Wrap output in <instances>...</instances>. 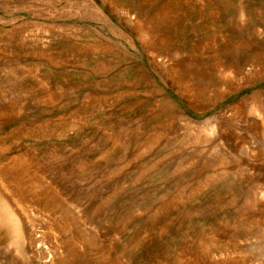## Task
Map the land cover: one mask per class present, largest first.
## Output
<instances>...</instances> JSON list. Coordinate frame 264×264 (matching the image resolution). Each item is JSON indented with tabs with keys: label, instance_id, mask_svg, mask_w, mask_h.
<instances>
[{
	"label": "rangeland",
	"instance_id": "1",
	"mask_svg": "<svg viewBox=\"0 0 264 264\" xmlns=\"http://www.w3.org/2000/svg\"><path fill=\"white\" fill-rule=\"evenodd\" d=\"M163 1L0 0V140L59 201L0 264H264V0Z\"/></svg>",
	"mask_w": 264,
	"mask_h": 264
},
{
	"label": "bare ground",
	"instance_id": "2",
	"mask_svg": "<svg viewBox=\"0 0 264 264\" xmlns=\"http://www.w3.org/2000/svg\"><path fill=\"white\" fill-rule=\"evenodd\" d=\"M181 1H183V0H165V1H163V3H165V4H161L159 7H157V8H155V9H152L151 10V12L149 13V15H147V19H146V24L147 23H150L151 24V22H152V24L155 26V27H157L158 25H159V23L158 22H156L157 21V19L159 18L160 20H162L163 21V18H164V16H166V14H168L167 13V11L168 12H170V10H169V8L170 9H173V10H177L178 9V5L179 4H181ZM188 1V0H187ZM192 1V0H191ZM196 1L198 2V0H195V1H193V2H195L196 3ZM204 1V0H203ZM203 1H202V4H204L203 3ZM212 1V0H211ZM112 2H113V0H112ZM120 2V1H119ZM155 2H156V0H155ZM154 2V3H155ZM189 2V1H188ZM200 2V1H199ZM206 2H207V0H206ZM213 2V1H212ZM260 2H262V1H260ZM187 3V2H186ZM192 3V2H191ZM195 3H193V4H195ZM201 3V2H200ZM199 3V4H200ZM210 3V2H209ZM217 3V2H216ZM119 5V4H118ZM185 5V3L183 4V6ZM189 5H192V4H190V2H189ZM256 5V4H255ZM120 6H121V4H120ZM187 6V5H186ZM197 6V5H196ZM207 6V5H206ZM249 6V5H248ZM122 7V6H121ZM126 7V6H125ZM181 7V6H180ZM190 7V6H189ZM192 7H193V5H192ZM208 7V6H207ZM216 7V6H215ZM222 7H224V6H222ZM261 7V6H260ZM168 8V9H167ZM187 8V7H186ZM255 8V7H254ZM253 8V11L254 10H256V9H254ZM264 8V7H263ZM119 9H121V8H119ZM135 9L136 10H140L141 11V7L138 5V6H136L135 7ZM182 9H184V8H182ZM181 9V10H182ZM189 9H191V7L189 8ZM201 9H205L204 7L203 8H201ZM200 9V10H201ZM208 9V8H207ZM261 9V8H260ZM125 10V9H124ZM147 10V9H146ZM185 11H186V9H184ZM212 10V9H211ZM122 11H123V9H122ZM178 11V10H177ZM189 10H187V12H188ZM191 11V10H190ZM195 11V10H194ZM196 11H199V9L198 10H196ZM205 11V10H204ZM218 11H220L219 9H218ZM241 11V10H240ZM246 11V10H245ZM261 11V10H260ZM264 11V10H263ZM203 12V11H202ZM201 12V13H202ZM208 12V11H207ZM248 12H249V10H248ZM247 12V13H248ZM257 12H259V10L257 9ZM123 13H125V12H123ZM126 13H128L129 14V17H131V11L130 10H128L127 9V12ZM176 13V12H175ZM174 13V14H175ZM180 13V11L178 12V14ZM190 13V12H189ZM192 13H194V12H192ZM192 13H190V15L192 16ZM200 13V12H199ZM203 13H205V12H203ZM220 13V12H219ZM239 13H241V12H239ZM250 13V12H249ZM253 13H255V12H253ZM134 14V13H133ZM143 14V13H142ZM171 14V13H170ZM169 14V15H170ZM195 14V13H194ZM209 14V13H208ZM207 14V15H208ZM211 14V13H210ZM234 14H235V12H234ZM258 14V13H257ZM172 15V14H171ZM170 15V16H171ZM176 15H177V13H176ZM176 15H174L172 18H176ZM184 15V14H183ZM196 15V14H195ZM239 15V14H238ZM243 15V14H242ZM248 15V14H247ZM259 15V14H258ZM260 15H261V12H260ZM126 16V15H125ZM178 16V15H177ZM187 16V15H186ZM199 16V15H198ZM202 16V15H201ZM168 17V16H167ZM182 17V16H181ZM206 17V16H205ZM261 17V16H260ZM133 18V17H132ZM166 18V17H165ZM259 19V18H258ZM156 20V21H155ZM159 20V21H160ZM172 20V19H171ZM137 24H138V29L139 30H141L142 31V34L143 35H145L144 34V32L148 29V27H146L145 26V24L144 23H141V24H143V25H141L140 23H139V19H137ZM161 21V22H162ZM166 21H167V19H166ZM162 22L163 24L165 23V25H166V23H168V22ZM169 21V20H168ZM262 21V20H261ZM260 21V19H259V22H261ZM133 22V21H132ZM136 24V23H135ZM133 25V24H132ZM162 25V24H161ZM137 26V25H136ZM150 26V25H149ZM167 26V25H166ZM166 28V27H165ZM159 29H161V28H159ZM163 29V28H162ZM221 30V29H220ZM18 32V31H17ZM138 32V31H137ZM165 32H166V30H165ZM15 33V32H14ZM146 33V32H145ZM15 34H17V33H15ZM140 34V33H139ZM149 34V30H147V34L146 35H148ZM153 34V33H152ZM18 35L19 34H17V36L16 37H18ZM154 35H156V34H154ZM160 35V34H159ZM150 37V36H149ZM153 37V36H152ZM156 37V36H155ZM222 38V37H221ZM241 38V37H240ZM141 39V38H140ZM164 39V38H163ZM167 39V38H166ZM165 39V40H166ZM88 40V39H87ZM146 40H149V42H152L153 44H155V45H162L160 42H159V40L157 41V40H151V39H146ZM233 40V39H232ZM244 40V39H243ZM92 41V40H91ZM166 41H168V40H166ZM166 41H165V43H166ZM214 41V40H213ZM73 42V41H72ZM90 42V41H89ZM238 41H236V43H237ZM74 43V42H73ZM91 43V42H90ZM145 43V42H144ZM164 42H163V44H165ZM233 43V42H232ZM70 44V43H69ZM83 44V43H82ZM202 44V43H201ZM212 44V43H211ZM231 44V43H230ZM238 44V43H237ZM102 45V44H101ZM215 45V44H214ZM218 45V44H217ZM235 44L233 43V46H234ZM239 45H241V44H239ZM74 46V45H73ZM73 46H71V47H73ZM96 46L97 45H95V44H91V45H89V47H92L93 49L94 48H96ZM232 46V45H231ZM236 46V45H235ZM242 46V45H241ZM244 46V45H243ZM248 46V45H247ZM257 46V45H256ZM66 47V46H65ZM81 47V46H80ZM99 47V46H98ZM100 47H102V46H100ZM104 47V46H103ZM212 47V46H211ZM22 48V47H21ZM64 48V47H63ZM67 49H68V47H66ZM105 48V47H104ZM153 48V47H152ZM196 48V47H195ZM210 48V47H209ZM223 48L225 49V46L223 45ZM222 48V49H223ZM227 49L229 48V47H226ZM235 48V47H234ZM244 48V47H243ZM261 48V47H260ZM74 48H72V50H73ZM78 49V48H77ZM76 49V50H77ZM84 49V48H83ZM99 49V48H98ZM101 49V48H100ZM99 49V50H100ZM219 49V48H218ZM237 49V48H236ZM238 49H240V48H238ZM241 49H242V47H241ZM256 50L258 49V48H255ZM60 50V49H59ZM75 50V49H74ZM79 50V49H78ZM87 50V49H86ZM90 50V49H89ZM95 50H97V49H95ZM95 50H93V51H95ZM102 50V49H101ZM107 50V49H106ZM111 50V49H110ZM192 50H194V49H192ZM198 50V49H197ZM58 51V50H57ZM85 51V50H84ZM88 51V50H87ZM166 51V50H165ZM250 51H251V49H250ZM42 52V51H41ZM60 52V51H59ZM62 52H64V51H62ZM65 52H67V50L65 51ZM68 52H69V50H68ZM73 52V51H72ZM71 52V53H72ZM82 52V51H81ZM107 52L109 53V51L107 50ZM244 52V51H243ZM246 52H248V51H246ZM254 52H255V50H254ZM259 52V51H258ZM45 53V52H44ZM55 53H58V52H55ZM70 53V54H71ZM77 53H79L78 51H77ZM48 54V53H47ZM46 54V55H47ZM64 54V53H63ZM215 54V53H214ZM217 54V53H216ZM260 54V56H261V53H259ZM44 55V54H43ZM55 55V54H54ZM53 54H52V56H54ZM59 55V54H58ZM57 55V56H58ZM61 55V54H60ZM81 55V54H80ZM235 55V54H234ZM30 56V55H29ZM39 56V55H38ZM65 56H67V55H65ZM69 56V55H68ZM70 56H72V55H70ZM74 56V55H73ZM194 56H196V55H194ZM214 56V55H213ZM230 56V55H229ZM241 56V55H240ZM34 57V56H33ZM46 57V56H45ZM62 57H64V56H62ZM75 57H76V55H75ZM198 57H200V56H198ZM208 57V56H207ZM31 57H29V59H30ZM36 59H37V57H35ZM49 58V57H48ZM61 58V57H60ZM65 58V57H64ZM203 58V57H202ZM202 58H200V61L202 60ZM208 58H211V56L210 57H208ZM208 58H205V59H208ZM213 58V57H212ZM235 58V57H234ZM242 58H243V55H242ZM252 58V57H251ZM28 59V60H29ZM31 59H33V58H31ZM30 59V60H31ZM41 59V58H40ZM51 60H49L50 62L51 61H55V59L56 58H53V57H51L50 58ZM63 59V58H62ZM204 59V58H203ZM22 60V59H21ZM42 60V59H41ZM44 60H45V58H44ZM209 60V59H208ZM243 60H246V59H243ZM248 60V59H247ZM258 60H260V59H258ZM23 61V60H22ZM46 61V60H45ZM56 61H59L58 59H56ZM183 61V60H182ZM182 61H180V63H179V65L180 64H182L181 62ZM219 61H220V58H219ZM40 62V61H39ZM42 62V61H41ZM49 62V63H50ZM62 62V61H61ZM191 62H192V60H191ZM194 62H198V61H196L195 60V58H194ZM202 62V61H201ZM18 63V62H17ZM16 63V64H17ZM44 63V62H43ZM47 63V62H46ZM215 63V62H214ZM58 64V63H57ZM57 64H55L56 66H57ZM177 64H178V62H177ZM195 64V63H194ZM199 64H201V63H199ZM203 64V63H202ZM206 64V63H205ZM212 64V63H211ZM210 64V65H211ZM242 64H244V63H242ZM51 65H53V64H51ZM89 65V64H88ZM183 65H184V63H183ZM185 65H186V63H185ZM184 65V66H185ZM209 65V64H208ZM214 65V64H213ZM234 65V64H233ZM236 65V64H235ZM59 66V65H58ZM91 66V65H90ZM177 66V65H176ZM201 66V65H200ZM204 66V65H203ZM212 66V65H211ZM215 66V65H214ZM219 66V65H218ZM229 66H231V65H229ZM228 66V67H229ZM194 67V66H193ZM209 67V66H208ZM21 68V67H20ZM20 68H17V67H12V66H10V67H8V70H7V72L8 73H10L11 75H16V74H19L20 72H21V70H22V68H21V70H20ZM92 68H93V66H92ZM171 68V67H170ZM180 68H183V67H180ZM200 68V67H199ZM205 68V67H204ZM210 68V67H209ZM212 68V67H211ZM221 68H222V66H221ZM233 68V67H232ZM231 68V69H232ZM236 68V67H235ZM24 69V68H23ZM28 69V68H27ZM25 70V69H24ZM23 70V71H24ZM96 70V69H95ZM196 70V69H195ZM195 70H194V72H195ZM221 70H223V69H221ZM233 70V69H232ZM5 71V70H4ZM203 71V70H202ZM201 71V72H202ZM213 71V70H212ZM6 72V73H7ZM191 72V71H190ZM194 72H192V73H194ZM197 72V71H196ZM206 72H208V71H206ZM222 72H225L224 70L222 71ZM236 72V71H235ZM27 73V72H26ZM25 73V74H26ZM209 73H210V71H209ZM209 73H207V74H209ZM234 73V72H233ZM22 74V73H21ZM31 74V73H30ZM196 74V73H195ZM216 74H219V73H216ZM230 74V73H229ZM10 75V76H11ZM35 76L37 75V73L36 74H34ZM175 75V74H174ZM192 74L190 73V76H191ZM199 74H197L196 76H198ZM206 75V74H205ZM210 75V74H209ZM215 75V74H214ZM213 75V76H214ZM225 75V74H224ZM5 76V75H4ZM7 76H9V74L7 75ZM38 76V75H37ZM182 76V75H181ZM204 76V74L202 75V77ZM231 76V75H230ZM15 77V76H14ZM34 77V76H33ZM32 77V78H33ZM48 77H50V76H48ZM199 77V76H198ZM200 77H201V75H200ZM212 77V76H211ZM222 77V76H221ZM58 78V77H57ZM56 78V79H57ZM124 78V77H123ZM47 79H50V78H47ZM206 78H204V80H205ZM208 79V78H207ZM206 79V80H207ZM211 79V78H210ZM32 80V79H31ZM34 80V79H33ZM38 80V79H37ZM37 80H36V82H37ZM43 80V79H42ZM46 80V79H45ZM179 80V79H178ZM200 80V79H199ZM16 81V80H15ZM19 81V80H18ZM40 81H41V79H40ZM48 81V80H47ZM180 81V80H179ZM181 81H183V80H181ZM201 81V80H200ZM39 82V81H38ZM204 82V81H203ZM40 83V82H39ZM185 83V82H184ZM208 83V82H207ZM209 84V83H208ZM215 84V83H214ZM40 85V84H39ZM185 85V84H184ZM1 86V85H0ZM30 87H31V85H30ZM33 88V87H32ZM37 89H39L38 87H37ZM25 91V90H24ZM45 92V91H44ZM45 94H48V93H45ZM59 94V93H58ZM61 94V93H60ZM118 95H120V94H118ZM124 95V94H123ZM42 96V95H41ZM45 96V95H44ZM43 96V97H44ZM101 96V95H100ZM257 96V95H256ZM38 97V96H37ZM40 97V96H39ZM43 97H41V98H43ZM47 98H48V96H46ZM60 97V96H59ZM121 97H122V94H121ZM254 97V96H253ZM91 98V97H90ZM131 98H133V97H131ZM257 98H258V96H257ZM44 99V98H43ZM86 99H87V97H86ZM129 99V98H128ZM250 99V98H249ZM259 99V98H258ZM93 100H95V99H93ZM99 102H100V100L99 99H97ZM244 100H246L245 98H244ZM85 101V100H84ZM251 101V100H250ZM255 101V100H254ZM92 102V101H91ZM246 102V101H245ZM94 103V102H93ZM102 103V102H101ZM258 103V102H257ZM89 106V105H88ZM87 106V107H88ZM241 106H243V105H241ZM255 106V105H254ZM257 107V106H256ZM255 107V108H256ZM260 107V106H259ZM82 110V109H81ZM257 110V109H256ZM240 111V110H239ZM249 111H251V110H249ZM258 111V110H257ZM260 111V110H259ZM253 112V111H252ZM261 112V111H260ZM254 114H256V113H253V115ZM259 114V113H258ZM257 114V117L258 116H260V114L258 115ZM262 114V113H261ZM167 116V115H166ZM172 116V115H171ZM261 118H262V116H260ZM260 118V119H261ZM259 119V118H258ZM172 121V120H171ZM192 121V120H191ZM166 122V121H165ZM173 123V122H172ZM171 123V124H172ZM180 123V122H179ZM183 123V122H182ZM71 124V123H70ZM166 124V123H165ZM170 124V125H171ZM181 124V123H180ZM254 124H255V122H254ZM74 125V124H73ZM181 125H183V124H181ZM42 126V125H41ZM75 126V125H74ZM149 126V125H148ZM168 126V125H167ZM188 126V125H187ZM186 126V127H187ZM191 126V125H190ZM193 126V125H192ZM262 126V125H261ZM264 126V125H263ZM185 127V126H184ZM191 128H193V127H191ZM30 129V128H29ZM29 129H27V131L29 130ZM53 129V128H52ZM148 130V129H147ZM161 130H165V128H161ZM168 130V129H167ZM187 130V129H186ZM210 131V130H209ZM30 132H32V131H30ZM51 132V131H50ZM157 133L155 134V133H153L151 136H150V141H151V143H153V142H155V143H157V141L158 140H161V138L163 139V135L164 134H161L160 133V131L158 132V131H156ZM162 132V131H161ZM166 132V131H165ZM189 132H191L190 130H189ZM23 133V132H22ZM160 133V134H159ZM163 133V132H162ZM172 134V133H171ZM250 134V133H249ZM256 134V133H255ZM135 135V134H134ZM165 135H167V134H165ZM141 136V135H140ZM163 136V137H162ZM169 136V135H168ZM213 136V135H212ZM231 136V135H230ZM107 137V136H106ZM114 137V136H113ZM120 137V136H119ZM136 137V136H135ZM167 138V137H166ZM205 138V137H204ZM242 138V137H241ZM250 138V137H249ZM149 139H147L148 141H149ZM165 139V138H164ZM163 139V140H164ZM197 140V139H196ZM205 140V139H204ZM243 140H244V138H243ZM242 140V141H243ZM123 141H125V140H123ZM136 141V140H135ZM165 141V140H164ZM159 142V141H158ZM244 142V141H243ZM7 140H0V146H2V149L1 150H3V151H1L0 150V241L1 240H3V241H9V243L10 242H12V244H16V245H18L21 241H22V237H23V235H27L28 236V238H29V240H30V243H34V241H33V239L32 238H30L29 237V235L28 234H26V231H24V228H22V220L24 219V220H26L27 219V217L29 216V214H30V212H32V210H35L34 209V207L32 206V203L31 202H35V205H36V207L37 208H39L40 209V211H41V209L45 212V210H47V208H48V206L50 207V209H56V208H58L59 207V201H57L56 200V198L54 197V194L52 195V194H50L51 192L49 191L48 193H47V188H45V186H43L42 185V183L40 182V180L36 177L37 176V174H36V172L35 171H33L32 170V162H31V160L30 159H28V156H26L25 155V153H23L24 155H20V154H15V155H11L8 151H6L7 149ZM103 143V142H102ZM145 143V142H144ZM147 143V142H146ZM154 143V144H155ZM111 144V143H110ZM119 144V141L118 142H114V145H113V147L115 146V145H118ZM176 144V143H175ZM136 147H138L139 145L136 143ZM145 145V144H144ZM140 146V148H144L145 146ZM128 146V145H127ZM148 146H150V144L148 145ZM213 146V145H212ZM4 147V148H3ZM147 147V146H146ZM151 147H152V145H151ZM215 147V146H214ZM107 148V147H106ZM150 149V148H149ZM154 149V148H153ZM51 150V149H50ZM143 151L142 152H144V149H142ZM140 151V150H139ZM138 151V152H139ZM147 151V150H146ZM252 151V150H251ZM250 151V152H251ZM253 152V151H252ZM21 153V152H20ZM54 153V152H53ZM140 153V152H139ZM260 153V152H259ZM50 154V153H49ZM137 155H138V153H136ZM142 154V153H141ZM140 154V155H141ZM228 154V153H227ZM250 154V153H249ZM254 154H255V152H254ZM41 155V154H40ZM48 155V154H47ZM55 155V154H54ZM103 155V154H102ZM144 156H145V154H143ZM222 155V154H221ZM256 155V154H255ZM26 156V157H25ZM46 156V155H45ZM165 156V155H164ZM261 156V155H260ZM40 157V156H39ZM53 157V156H52ZM134 158V157H133ZM249 158V157H248ZM49 159V158H48ZM174 159V158H173ZM220 159H221V157H220ZM38 160V159H37ZM44 160V159H43ZM50 160V159H49ZM132 160V159H131ZM134 160H135V158H134ZM48 161V160H47ZM154 161V160H153ZM161 161V160H160ZM166 161V160H165ZM187 161V160H186ZM238 161V160H237ZM138 162H140V161H138ZM185 162V161H184ZM207 162V161H206ZM154 163H155V161L153 162V165H154ZM224 163V162H223ZM160 164V163H159ZM221 164H222V162H221ZM225 164V163H224ZM46 165V164H45ZM143 165V164H142ZM200 165V164H199ZM203 165V164H202ZM148 166V165H147ZM151 166V165H150ZM223 166V165H222ZM237 166V165H236ZM43 167V166H42ZM186 167V166H185ZM198 167V166H197ZM225 167V166H224ZM150 168V167H149ZM42 170V169H41ZM146 170H147V168H146ZM145 170V171H146ZM179 170H181V169H179ZM211 170H212V168H211ZM222 170V169H221ZM233 170V169H232ZM43 171V170H42ZM142 172V171H141ZM173 172V171H172ZM196 172V171H195ZM188 173V172H187ZM213 173V172H212ZM40 175V174H39ZM171 175V174H170ZM147 176V175H146ZM174 176V175H173ZM212 176V175H211ZM138 178V177H137ZM190 178V177H189ZM188 178V179H189ZM206 178V177H205ZM209 178V177H208ZM198 179V178H197ZM185 181V180H184ZM180 184V183H179ZM183 185V184H182ZM187 185V184H186ZM178 187H180V186H178ZM185 188V187H184ZM193 188V187H192ZM181 190V189H180ZM187 191V190H186ZM188 192V191H187ZM178 193V192H177ZM173 194V193H172ZM178 194H180V192L178 193ZM41 195V196H40ZM43 195H45V196H43ZM42 197V198H41ZM167 197V196H166ZM176 197V196H175ZM173 198H174V196H173ZM170 200V199H169ZM36 208V209H37ZM39 209H37V210H39ZM39 211V212H40ZM48 211V210H47ZM52 211V210H51ZM45 214V213H44ZM44 214L43 215H41V216H44ZM49 214V213H48ZM31 215V214H30ZM50 215V214H49ZM48 217V216H47ZM63 220V219H62ZM61 221V220H60ZM69 221V220H68ZM63 224V223H62ZM61 224V225H62ZM52 225H54L53 223H52ZM65 226H66V224H65ZM65 226H61V227H65ZM54 227H55V225H54ZM59 227V226H58ZM67 227H68V225H67ZM53 228V227H52ZM58 229V228H57ZM59 230H63V229H59ZM64 233H65V231H64ZM69 241V240H68ZM55 251H58V250H56L55 249ZM55 253V252H54ZM57 254H58V252H56ZM68 254H70V253H68ZM58 256V255H57ZM64 257V256H63ZM62 257V258H63ZM68 257V256H67ZM59 259V258H58ZM68 259H69V257H68ZM62 259H60V260H58V261H61ZM62 261H64V259L62 260ZM50 262V264H53V262H55V260H50L49 261ZM48 262V263H49ZM66 261H64V263H65ZM58 263V262H57ZM61 263V262H60ZM65 264H67V263H65ZM69 264V263H68Z\"/></svg>",
	"mask_w": 264,
	"mask_h": 264
}]
</instances>
